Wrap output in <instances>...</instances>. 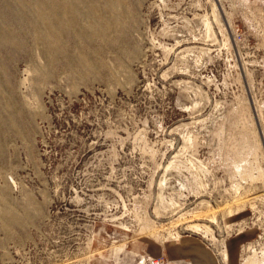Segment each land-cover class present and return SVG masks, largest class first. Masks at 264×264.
Wrapping results in <instances>:
<instances>
[{"label":"rangeland","instance_id":"1","mask_svg":"<svg viewBox=\"0 0 264 264\" xmlns=\"http://www.w3.org/2000/svg\"><path fill=\"white\" fill-rule=\"evenodd\" d=\"M205 253L264 264V0H0V264Z\"/></svg>","mask_w":264,"mask_h":264},{"label":"crops","instance_id":"2","mask_svg":"<svg viewBox=\"0 0 264 264\" xmlns=\"http://www.w3.org/2000/svg\"><path fill=\"white\" fill-rule=\"evenodd\" d=\"M248 235V233H241L240 235H237L231 239H229L227 241V246H228V251L230 250L229 247L231 249H235L236 247H234V245L236 246H240L241 243L245 242L248 238H246ZM195 241V240H194ZM192 240H190V242L194 243L195 245H197L196 241L194 242ZM184 243H186V241H184ZM184 247V245H183ZM154 254L156 255H159L160 253L164 252V249H162L160 246H156V248L152 249ZM198 252V251H203V248L202 247H194L193 249H190L188 252ZM205 252V251H203ZM236 253H231V252H228V258H229V263L232 262L233 260H235V256ZM156 257H159V256H156ZM192 260L196 263V264H216L215 262V259H214V256L213 254H209V253H205L203 255H200V256H195V257H192Z\"/></svg>","mask_w":264,"mask_h":264},{"label":"built area","instance_id":"3","mask_svg":"<svg viewBox=\"0 0 264 264\" xmlns=\"http://www.w3.org/2000/svg\"><path fill=\"white\" fill-rule=\"evenodd\" d=\"M146 264H174L170 259L164 257H149Z\"/></svg>","mask_w":264,"mask_h":264},{"label":"bare ground","instance_id":"4","mask_svg":"<svg viewBox=\"0 0 264 264\" xmlns=\"http://www.w3.org/2000/svg\"><path fill=\"white\" fill-rule=\"evenodd\" d=\"M53 12V11H52ZM194 229L195 231H200L201 230V227L199 225H194V226H190L189 229ZM207 229V228H206Z\"/></svg>","mask_w":264,"mask_h":264}]
</instances>
